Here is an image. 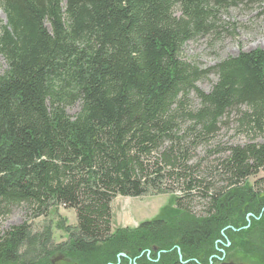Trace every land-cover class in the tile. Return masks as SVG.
<instances>
[{
  "label": "trees",
  "instance_id": "obj_1",
  "mask_svg": "<svg viewBox=\"0 0 264 264\" xmlns=\"http://www.w3.org/2000/svg\"><path fill=\"white\" fill-rule=\"evenodd\" d=\"M237 1L0 0V220L21 206L76 218L58 245L50 226L1 232L0 264H214L228 242L264 250V178L248 183L264 174V49L208 69L180 59ZM210 74L204 92L197 83ZM231 116L248 141L197 176L193 153ZM166 182L181 191L177 215L112 229L116 196L166 193ZM196 198L201 215L189 209ZM248 215L254 229H241Z\"/></svg>",
  "mask_w": 264,
  "mask_h": 264
},
{
  "label": "rangeland",
  "instance_id": "obj_2",
  "mask_svg": "<svg viewBox=\"0 0 264 264\" xmlns=\"http://www.w3.org/2000/svg\"><path fill=\"white\" fill-rule=\"evenodd\" d=\"M0 21L5 24V18L1 12ZM255 49H264V0H238L233 6L220 8L215 18V26L210 33L195 37L183 45L180 59L200 69H208L227 57H234L239 52H249ZM5 68L4 60L0 56V75ZM215 82L216 77L210 74L206 79L198 82L197 87L208 92ZM190 99L192 100L191 105L197 107L198 101L193 94L190 95ZM65 111L73 117L78 112V105L67 107ZM231 119L232 116L227 125L220 127L207 146H199L193 153L190 163L197 166L195 168L197 176L204 178L203 176L211 170L215 161L223 155L217 154L218 151L229 146L242 145L248 141L245 134L236 132L235 126L231 123L233 119ZM256 141L259 139L256 138ZM263 178L264 174L260 173L255 177H250L248 183L252 185ZM220 185L217 183L216 187ZM165 186L169 189L166 193L150 192L138 198L116 196L110 204L112 229L134 230L142 222L168 219L177 215L174 199L181 196V191L177 184L166 182ZM256 189L264 191V182L257 185ZM189 203L191 213L202 214L205 205L202 199H192ZM53 210L47 217L33 218L32 213H29L23 206L15 208L7 217L0 220V233L24 223L29 224L32 231H37L43 226H50L53 244H61L67 240L66 230H71L76 225L75 213L72 209L63 207H56ZM249 216L245 219L247 225L241 229H254L253 226H249ZM239 223L242 225L244 220H240ZM253 248L257 250V245H252ZM257 253L259 257L256 254L252 256L245 254L240 248L228 242L221 249L218 262L214 264H220L221 261L232 264H264V250L259 249ZM122 255V258L126 256ZM146 257L148 261L153 262L152 254L149 253ZM53 264L69 263H66L64 259L54 261ZM131 264H136V262Z\"/></svg>",
  "mask_w": 264,
  "mask_h": 264
},
{
  "label": "flooded vegetation",
  "instance_id": "obj_3",
  "mask_svg": "<svg viewBox=\"0 0 264 264\" xmlns=\"http://www.w3.org/2000/svg\"><path fill=\"white\" fill-rule=\"evenodd\" d=\"M58 257L61 258L59 261L64 260V258H63L62 256H57L56 258H58ZM52 261H53V260H51V263H52ZM12 263H13V264H16L15 261H13ZM12 263H11V261H9V262L6 261V262H4L3 264H12ZM52 264H53V263H52Z\"/></svg>",
  "mask_w": 264,
  "mask_h": 264
},
{
  "label": "water",
  "instance_id": "obj_4",
  "mask_svg": "<svg viewBox=\"0 0 264 264\" xmlns=\"http://www.w3.org/2000/svg\"><path fill=\"white\" fill-rule=\"evenodd\" d=\"M120 256H123V255H120ZM61 258L60 257H58V258H55L53 261H52V263H54V261H59ZM220 264H232V263H225V262H220Z\"/></svg>",
  "mask_w": 264,
  "mask_h": 264
}]
</instances>
